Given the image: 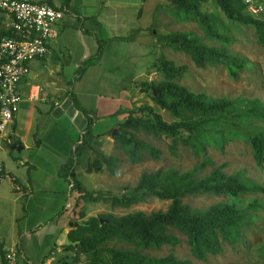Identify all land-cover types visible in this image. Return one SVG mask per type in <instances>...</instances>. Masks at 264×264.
Returning <instances> with one entry per match:
<instances>
[{
  "label": "trees",
  "instance_id": "obj_1",
  "mask_svg": "<svg viewBox=\"0 0 264 264\" xmlns=\"http://www.w3.org/2000/svg\"><path fill=\"white\" fill-rule=\"evenodd\" d=\"M207 0H167L159 2L155 8H164L173 20H194L203 35L210 39L227 42V30L236 25L252 28L255 41L264 52V18L247 10L243 0H211L222 11L224 20L205 12L200 4ZM264 1V0H263ZM66 2V0H64ZM0 14V36L14 35L11 28L4 27ZM156 38L175 51L187 54L197 67L221 64L226 73L235 78L243 68L242 58L228 52L223 47L203 43L192 31L158 32L155 22L150 26ZM101 44L96 52L76 68L78 76L85 64L94 61L100 54ZM185 66L174 64L162 55L150 61L149 70L160 74V80L143 79L140 90L148 94L159 108L166 109L173 119L166 121L149 104H139L127 108L126 115L117 122L118 132L111 137L119 145L130 162H136L144 156L158 157V149L136 136L142 131L152 136L168 138V147L173 150L177 142L186 143L193 152L203 153L207 145L221 147L227 139H241L248 143L256 164L264 159V126L253 124L254 118H262L264 108L257 98L225 96L208 98L194 93L175 80L183 73ZM75 102V97H72ZM91 116L87 117L84 130L75 141L70 156L61 166L69 182V191H73L72 201L68 204L70 219L75 221L65 233V240L57 243L54 239L46 244L37 262L29 261L15 244L17 264H42L43 257L52 251L61 253L56 260L45 264H183L172 253L150 255L146 248H157L162 244L174 245L184 235L190 253L197 259H205L208 254L220 251L221 242L230 244L241 238V228L247 219L253 216L249 210L257 207L258 202L250 199L240 204L241 194L264 191V185L238 173H225L220 167L212 166L200 177L194 175V168L177 171L173 168L157 167L150 171H141L136 182L120 194H102L86 190L74 175L73 166L85 148L89 146ZM119 157L97 153L85 166L86 171L106 169L114 174ZM202 162H208L204 157ZM12 189L20 184L11 175H7ZM223 194L230 201H217L205 208L192 207L181 198L189 194ZM148 197L168 199L165 209L127 211L122 214L100 213L90 215L82 221L77 217L84 198L102 199L110 206L127 207ZM65 207V208H67ZM109 240L122 243L123 247L106 245ZM4 250L0 243V264H6Z\"/></svg>",
  "mask_w": 264,
  "mask_h": 264
},
{
  "label": "crops",
  "instance_id": "obj_2",
  "mask_svg": "<svg viewBox=\"0 0 264 264\" xmlns=\"http://www.w3.org/2000/svg\"><path fill=\"white\" fill-rule=\"evenodd\" d=\"M46 1L64 8L57 36L48 53L28 62V72L17 85L22 99L0 134V220L8 224L0 230L1 248L15 252L19 241L31 262L41 259L50 240L64 241L75 222L67 207L68 177L60 169L87 117L91 116L90 128L101 118L109 119L112 128L127 108L139 105L134 96L144 95L139 84L150 80L153 72L148 64L157 41L150 26L158 10L155 6L163 0ZM99 43V56L76 76V68L96 52ZM107 128L90 129L89 146L82 154L96 133L102 136ZM7 175L15 178L19 189H12Z\"/></svg>",
  "mask_w": 264,
  "mask_h": 264
},
{
  "label": "rangeland",
  "instance_id": "obj_3",
  "mask_svg": "<svg viewBox=\"0 0 264 264\" xmlns=\"http://www.w3.org/2000/svg\"><path fill=\"white\" fill-rule=\"evenodd\" d=\"M261 1L264 3L263 0ZM162 2H167V0H163ZM200 6L205 12L221 20L225 19L222 11H220L213 1L207 0L201 3ZM256 16L264 18V5L263 10ZM2 19H4L3 16ZM154 22L156 29L161 32L192 31L203 43L223 47L243 60V68L235 78H232L226 73L221 64L197 67L187 54L171 49L156 38L157 45L155 46L157 47L153 52V59L162 55L171 59L176 65L181 64L185 66L183 73L175 80L177 84L184 86L194 93H201L208 98L220 96L227 98L236 96L255 97L264 108V52L255 41L251 27L238 24L235 27L229 28L226 32L229 39L225 43L219 39L213 40L205 37L203 31L194 20H173L172 16L162 7L156 11ZM149 57L147 56V59ZM150 76V80L154 82L161 79L160 74L154 73V71ZM138 94L134 96L135 104H149L166 121L173 119V116L166 109L159 108L147 93H144L140 97ZM252 122L254 125L264 126V111L262 118H254ZM109 124V119L101 118L94 127H91L92 129L90 128L91 131L99 132L102 128L108 127L101 133L103 134L102 136H98L100 134L96 133L94 136L96 138L92 140V145L77 159L75 166L77 170L76 175L86 190L94 193L117 195L132 186L141 171H150L157 167L173 168L177 171H187L194 168V175L200 177L207 173L212 166H218L225 173L235 172L264 185V159L260 165L256 164L248 143L241 139H227L221 147L207 145L203 153H195L186 143L182 142H177L173 150H170L168 138L163 136L154 137L151 134L138 131L136 132L138 138L158 149V157L150 158L144 156L136 162H130L116 141L111 137L110 131L112 128H115V133L118 132L117 123L112 128L109 127ZM12 152L14 153L15 151L12 150ZM97 153L119 157L120 160L114 174L109 173L106 169L97 171L85 170L86 164ZM204 157L208 158L209 161L202 162L201 160ZM73 195L74 192L69 191L68 185L67 199L72 201ZM250 199L256 200L258 205L254 209L249 210L253 217L247 219L246 223L242 226L241 238L233 244L222 241L221 249L218 253L213 255L208 254L205 259L195 258L188 249L184 235L178 231H174V234L180 240L174 243V245L162 244L157 248L149 247L144 252L156 256L165 255L170 252L175 258L184 260L185 263L183 264H264V191L241 194L238 202L246 204ZM181 200L192 207L202 209L213 202L230 201L231 199L223 194L205 193L185 195ZM80 202L82 203L80 208L82 215L77 217V221H82L90 215L100 213L122 214L137 209L145 212L155 209L163 210L169 200L148 197L127 207L110 206L107 201L102 199L92 200L84 198ZM7 225L5 219L0 220V230L7 228ZM106 245L114 247L124 246L122 243L114 240L107 241ZM61 253L52 251L45 262L49 263L51 260H56Z\"/></svg>",
  "mask_w": 264,
  "mask_h": 264
},
{
  "label": "built area",
  "instance_id": "obj_4",
  "mask_svg": "<svg viewBox=\"0 0 264 264\" xmlns=\"http://www.w3.org/2000/svg\"><path fill=\"white\" fill-rule=\"evenodd\" d=\"M247 10L256 13L262 7L256 0H243ZM64 8L46 0H0L3 26L14 35L0 36V134L10 125L13 111L22 99L17 85L28 72V62L50 51L57 36L56 25ZM3 164L0 160V177ZM6 264H17L13 250L4 252Z\"/></svg>",
  "mask_w": 264,
  "mask_h": 264
},
{
  "label": "water",
  "instance_id": "obj_5",
  "mask_svg": "<svg viewBox=\"0 0 264 264\" xmlns=\"http://www.w3.org/2000/svg\"><path fill=\"white\" fill-rule=\"evenodd\" d=\"M115 131H116L115 128H112V129H111V134H114ZM73 223H76V222H72L71 224H73Z\"/></svg>",
  "mask_w": 264,
  "mask_h": 264
}]
</instances>
